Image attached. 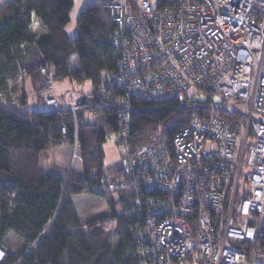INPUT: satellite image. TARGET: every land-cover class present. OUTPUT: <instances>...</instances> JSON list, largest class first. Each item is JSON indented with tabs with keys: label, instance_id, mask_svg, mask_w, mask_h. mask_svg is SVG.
<instances>
[{
	"label": "built area",
	"instance_id": "2783aa9c",
	"mask_svg": "<svg viewBox=\"0 0 264 264\" xmlns=\"http://www.w3.org/2000/svg\"><path fill=\"white\" fill-rule=\"evenodd\" d=\"M100 1L115 26L118 58L103 83L66 101L45 67L27 106L12 89L0 94L1 104L74 123L84 110H115L118 128L106 140L121 148L134 100L183 97L209 111L170 142L129 154L124 179L89 188L134 194L132 238L141 264H264V0ZM17 67L21 84L27 72ZM72 153V164H83L77 136ZM9 253L0 243V264Z\"/></svg>",
	"mask_w": 264,
	"mask_h": 264
},
{
	"label": "trees",
	"instance_id": "16d2710c",
	"mask_svg": "<svg viewBox=\"0 0 264 264\" xmlns=\"http://www.w3.org/2000/svg\"><path fill=\"white\" fill-rule=\"evenodd\" d=\"M73 8L74 0H13L0 6V94L12 89L21 97V105L27 106L26 82L38 93L45 67L54 80L90 81L93 89L116 69L115 26L104 2L84 6L76 36L70 38L67 27ZM33 25L38 26L35 34ZM18 64L27 72L21 84L17 83ZM133 105L127 145H117L123 150L121 161L108 168L103 145L106 135L118 128L115 110L83 111L74 123L67 115L6 109L0 102V243L15 234L25 244L18 256L9 253L3 264H141L132 238L134 194L95 193L89 185L99 179L107 184L124 179L129 154L170 142L193 118L208 117L210 112L191 102L182 106L179 99L155 103L140 98ZM62 126L67 128L66 135ZM75 136L82 172L69 175L60 168L41 167L42 154L72 147ZM82 195L109 198L112 204L118 198L122 213L111 206L117 219L113 231H106L97 219L80 223L73 199Z\"/></svg>",
	"mask_w": 264,
	"mask_h": 264
},
{
	"label": "rangeland",
	"instance_id": "374dc122",
	"mask_svg": "<svg viewBox=\"0 0 264 264\" xmlns=\"http://www.w3.org/2000/svg\"><path fill=\"white\" fill-rule=\"evenodd\" d=\"M80 5L79 0H75L74 8L71 14V23L70 29L75 28V23L79 15ZM28 81V80H27ZM27 91L29 102L32 99L33 91L30 90L29 81L27 82ZM55 92L56 95L60 98H63L66 101H74L85 95L90 96L92 91L95 89L92 88L90 81H85L84 83H78L73 78H65L62 80H55ZM200 102H206L204 97L197 99ZM188 101H185V106ZM192 103V102H191ZM84 111H93V109H88ZM83 112V111H82ZM81 113V112H80ZM79 115V114H78ZM105 152V163L108 168L112 167L114 164H117L121 161V150L116 143L107 141L103 145ZM72 147L71 146H62L52 151L46 152L41 155L40 164L41 167L46 170L52 169H62L63 171L69 173H80L83 171V164L77 163L72 164ZM77 205V216L80 223H86L87 220L97 219L98 223L104 226V229L108 232L114 230L117 224V219L112 216L114 211H111V206L114 205L115 212L117 214L122 213L118 198H114V204L110 203L109 198H102L92 195H82L80 197L73 199ZM3 246L14 256H18L25 244L22 240L18 238L15 234H11L7 240L3 243Z\"/></svg>",
	"mask_w": 264,
	"mask_h": 264
},
{
	"label": "crops",
	"instance_id": "0c3cea01",
	"mask_svg": "<svg viewBox=\"0 0 264 264\" xmlns=\"http://www.w3.org/2000/svg\"><path fill=\"white\" fill-rule=\"evenodd\" d=\"M11 1H13V0H0V6H2L4 4H7V3L11 2ZM95 1L96 0H79V5H80L79 15H80V12L82 11V9L84 8V6H86L89 3L95 2ZM74 3H75V0H74ZM79 15H78L77 20H76V23H75V28L70 29V24L67 27V33H68V35H69L70 38H74L76 36V32H77V21H78ZM27 85H28V83L26 82V86Z\"/></svg>",
	"mask_w": 264,
	"mask_h": 264
},
{
	"label": "water",
	"instance_id": "95a60500",
	"mask_svg": "<svg viewBox=\"0 0 264 264\" xmlns=\"http://www.w3.org/2000/svg\"><path fill=\"white\" fill-rule=\"evenodd\" d=\"M179 100H180L181 105L185 104V100L183 99V97H181Z\"/></svg>",
	"mask_w": 264,
	"mask_h": 264
}]
</instances>
